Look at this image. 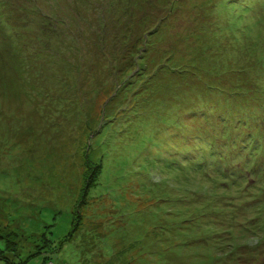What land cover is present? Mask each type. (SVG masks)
<instances>
[{
  "label": "rangeland",
  "instance_id": "obj_1",
  "mask_svg": "<svg viewBox=\"0 0 264 264\" xmlns=\"http://www.w3.org/2000/svg\"><path fill=\"white\" fill-rule=\"evenodd\" d=\"M0 14L9 264H182L179 248L192 264L213 249L173 244L186 216L197 217L196 234L208 226L231 237L216 264H264V0H0ZM105 105L125 120L113 125ZM104 112L138 152L105 158L82 199ZM209 139L229 144V177L216 169L219 154L180 153ZM239 168L256 172L245 185ZM236 242L243 257L230 253Z\"/></svg>",
  "mask_w": 264,
  "mask_h": 264
},
{
  "label": "trees",
  "instance_id": "obj_2",
  "mask_svg": "<svg viewBox=\"0 0 264 264\" xmlns=\"http://www.w3.org/2000/svg\"><path fill=\"white\" fill-rule=\"evenodd\" d=\"M233 4H235V3L233 2ZM0 33L4 37L9 38V34H8V31H7V28H6V22L3 21L1 14H0ZM117 82H118V80L116 81V83ZM115 97H111V99H114ZM105 110L107 111V113L111 112L115 116V119L110 121L108 118H106V115H105V112H104L103 121L100 123L101 130L99 131V133L101 132V136H99L98 138H95L93 143L89 142V146H88V149H87V155L86 156L88 157L87 159L89 160V163L93 164V166H92L93 167V171L91 173L92 176L89 178V181L86 183L85 190H84L85 194L82 195L83 196L82 199L86 198V195H88L90 193V191L92 190V187H94V185H97L99 183L98 182V180H100L99 176H102L103 169L105 167V165H104L105 158H109L110 157L112 159H117L118 155L124 154L125 150L127 151L126 153L134 154V152H133L134 150L131 149V150L128 151L127 150L128 149L127 144L123 143L124 138L122 137V132L117 137L116 134L113 133L110 130V127H111L110 122H113L114 123L113 125H118V124H120L121 122H123L125 120L124 117L117 115L118 111L115 113L114 109L113 110L110 109V107H107V105H105ZM122 119H124V120H122ZM125 122L123 123V126L126 127L127 125L125 124ZM129 128H128V130H129ZM230 133H231V131H228L225 134L224 139H229L228 135ZM107 134H108V136H107ZM243 138L244 137H241V139H243ZM224 139H223V141H224ZM243 141H244L243 143H245V146H244L245 148L244 149H246L248 152H250L252 157H255V155H257V153L259 152V150L257 148H255L257 145H255V146L251 145V144H254V139H247V140H243ZM118 144H120V147H119ZM230 144H231V146H230L231 148L233 146H235V148L236 147L239 148L238 145L235 144L234 142L230 143ZM124 145H125V147H123ZM195 145H197V148H196L197 152L193 153V148H192V151H190V153H182L181 151H186L184 149L180 150V153L184 157H188L189 155H190V157H197L198 162L206 161L207 157H210V156L213 157V156H215V154L216 155L219 154L218 159L221 157V159L219 160L220 161L219 163H221V164H218V165H220V167H217L216 169L218 171H220L222 174H224L225 177H229L228 176L229 173H225L226 166L229 167V164L227 163V159L228 158L223 153L225 151V148L227 147V145H229L228 143H222L221 144V148L222 149L221 148L218 149V146H217V144L215 143V141L213 139H209V141L207 140L205 142H202L201 140H199V142L197 144H195ZM251 147H253V150L251 149L253 154L250 151ZM137 150L138 149H136V153L138 152ZM256 151H258V152H256ZM136 153L134 155H137ZM236 154H239V152H237ZM94 156H97V158H96L95 161H92V158H95ZM254 161L255 160H252V164L253 165L255 164ZM248 164H250V161L248 162ZM262 166H263V168H262V171H263L264 170V162H263ZM233 172H235V173L237 172L238 174H240V173L244 174L243 184L248 182V175L249 174H250V176H253L256 173L254 168H252L251 170L250 169L242 170V169L239 168L237 170H234ZM234 177H236V176H234ZM93 180H94V182L92 183L93 185L91 186L90 185L91 184L90 181H93ZM262 180H264V179H262ZM259 185L261 186V184H259ZM75 217H76V220H77L79 218V214L77 213ZM209 217L212 218V220H214L213 222L218 223V221H216L214 219V217H216L215 214H211V215H209ZM196 218H194V220H193V218L190 219V217H188V216L185 217V220H184V222L186 223L185 231L181 233V239L176 241V242H174L173 244H176V243L187 244V243H190L192 241L201 240V239H203L204 242H210V248L207 247L206 249H209V250L213 249V253H209V251H208L207 254L204 255L205 256L204 258H202V257L198 258L197 257L194 261H192V264H216V262H214V261L218 260V259H220L222 257V250H223L222 247H224V244H226V241L230 240L231 237L230 238H225L223 240L222 238H220V236H219L220 234L218 232H213V230H211V232L209 233L211 227H208V226H207L208 231L202 230V229L199 228L197 230L198 234H196L195 233L196 232L195 227H197V226H195L197 224L196 223L197 222ZM213 222H212V224H214ZM159 223L161 224L162 222L160 221ZM203 223L205 224V222H203ZM77 225H79V223H75L74 224V229L73 230L76 229ZM201 235H203V236H201ZM185 237H190V239L187 238L188 240H184ZM189 240H191V241H189ZM226 245L230 246L231 244L227 243ZM240 246H241L240 243L236 242L233 250H230L231 251L230 253H232V255L236 254L238 258L239 257H243L245 253H243L242 250H238L237 249ZM244 250H245V248H244ZM224 251H225V249H224ZM10 252H12V251L8 250V252L6 253L5 251L0 250V262H6L7 264H9V260L10 259L8 257H10V255H12ZM176 254L178 255V258L180 259V263L184 264L185 260H183L182 258H183V256H185V254L182 253V249L179 248L177 250ZM256 263H258V262L256 261ZM189 264H191V263H189Z\"/></svg>",
  "mask_w": 264,
  "mask_h": 264
}]
</instances>
